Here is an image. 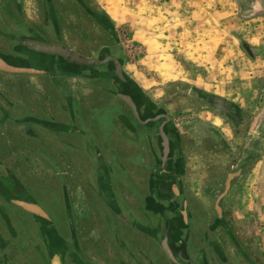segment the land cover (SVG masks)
Returning a JSON list of instances; mask_svg holds the SVG:
<instances>
[{"label":"flooded vegetation","instance_id":"1","mask_svg":"<svg viewBox=\"0 0 264 264\" xmlns=\"http://www.w3.org/2000/svg\"><path fill=\"white\" fill-rule=\"evenodd\" d=\"M65 1L31 0L25 12L22 0H0V59L23 70L0 69V132L37 142L29 153L52 148L54 156L80 162L79 179L69 186L56 168L51 184L19 180L0 158V264H16L14 255L27 248L25 264H264L254 227L244 236L233 222V187L257 155L245 136L232 142L239 108L193 88L188 95L201 112L221 116L232 135L200 115L183 127L168 101L128 72L105 13L90 0ZM23 81L36 100L26 101ZM46 86L59 95L55 104ZM81 93L108 114L95 133L79 128L86 117ZM209 140L228 147L217 154L224 165L195 191L188 150ZM85 202L99 208L91 219L104 223L99 234L87 222L79 229L78 218L88 221L79 211Z\"/></svg>","mask_w":264,"mask_h":264},{"label":"rangeland","instance_id":"2","mask_svg":"<svg viewBox=\"0 0 264 264\" xmlns=\"http://www.w3.org/2000/svg\"><path fill=\"white\" fill-rule=\"evenodd\" d=\"M30 1L23 0L25 12L29 8ZM261 1L90 0L89 2L101 9L114 27L128 72L154 98L168 101L167 107L174 109L177 122L186 127L187 122L197 120L200 116L209 117L218 123V130L221 132L223 129L222 133L230 139L232 133L230 135V129L224 124L226 121L223 120L224 123L221 124V116L205 110L201 112L199 105L188 93L192 94L193 88H198L221 96L220 98L227 102L239 103L248 118L256 116L251 112L253 110L257 112L252 105L257 106L258 103L264 102V91L261 90V86L264 90V77L260 82L253 77V72L254 74L256 70L258 74L264 72V58L260 62L257 60L260 64L258 67L252 60L256 56L257 59L258 56H262L264 43L252 47L250 40L256 36H262L260 40H264V11H256ZM69 4L71 3L68 0L65 1V6H71ZM7 79L9 82L16 81L15 77H7ZM258 83H260V92H257ZM5 85L11 84L6 82ZM21 85L24 86L22 89L26 101L37 99L32 97L33 94L27 89L24 81ZM45 91L51 96L48 100L50 104L60 100L52 86H46ZM13 93L16 97L22 94L19 91ZM85 94L87 93H81L80 99L86 117L79 128L95 133L96 122L106 119L108 114L102 115V110L92 108L93 102L87 101ZM234 141L236 143V140L232 142ZM29 144L37 147V142L28 141L21 136L12 138L5 132H0V147L3 149L0 158L7 167L10 166L16 171L19 180L51 184L56 181L55 168L66 173V182L69 186L74 185L79 179L80 162L75 157L54 156L57 152L52 148L45 149L38 156L25 150ZM203 149L210 152L205 153ZM227 149L226 146L214 147L213 142L209 140L202 141L192 150H188L192 159L191 167L194 172L192 180L195 182V191L199 180L209 179L215 170H219L224 165L221 161L223 157L220 158L218 155L227 152ZM106 157L110 160L108 155ZM74 201L77 203L78 200L74 199ZM85 204L86 210H84ZM82 205L84 207L79 211L82 213L84 211L88 221L82 223L85 216L82 219L78 218L79 229L87 222L91 224L92 231L99 234L103 230L104 223L91 220L99 215V208L96 205L90 206L87 202L79 204V207ZM240 208L241 206L237 204L233 206V222L238 232L247 236L253 226L250 220L256 216V213L249 211L246 215L242 213L240 215L238 212ZM238 216H245L244 220L242 219L245 225L240 223L241 219ZM30 254L27 248L20 255H14L13 262L25 264L24 261L29 259L27 257ZM259 255L262 256L261 253Z\"/></svg>","mask_w":264,"mask_h":264},{"label":"crops","instance_id":"3","mask_svg":"<svg viewBox=\"0 0 264 264\" xmlns=\"http://www.w3.org/2000/svg\"><path fill=\"white\" fill-rule=\"evenodd\" d=\"M256 11H264L263 0L261 1V4L258 5V9ZM260 39H262V36L252 38V40H250L252 47L259 45L260 43H264V40L262 41ZM256 57L253 58L252 62L254 61L258 67L260 64L257 63V60L260 62V60L264 58V53H262V56H258V59ZM256 71L255 74L253 72V77H256L260 81V79L264 77V72L258 74ZM261 90L264 91L262 86ZM257 92H260V83H258ZM229 103H233L237 108H239L242 115L241 122L238 126V137L235 138L236 142L243 140V136H245L247 141H254V146L256 145L257 148L256 158H254L251 165L246 171H244V174H242L236 182L233 190L236 200L234 205L237 204L238 206H241L238 211L240 212V215H246L249 211H255L256 213V216L252 218L253 220H250L254 227V231H251V234L255 235V245L258 253L262 254V260L264 262V102L262 104L258 103L257 106L252 105L253 108H256L257 112H254V110L251 111L252 114L255 113L256 116H251L250 118L245 116L246 113L239 103ZM229 132L231 135V130H229ZM238 198L240 199L237 201ZM238 212L236 211V214ZM238 218L241 219L240 223L245 225V221H243L245 216H238Z\"/></svg>","mask_w":264,"mask_h":264},{"label":"water","instance_id":"4","mask_svg":"<svg viewBox=\"0 0 264 264\" xmlns=\"http://www.w3.org/2000/svg\"><path fill=\"white\" fill-rule=\"evenodd\" d=\"M33 48L37 49V50H43V51H52V52H55V53H58V54H63V53H68L67 50H64L63 48H60V47H48V46H45V45H42V44H38V43H34L31 45ZM76 59H78L76 57ZM0 69L1 70H6V71H10V72H19V71H23L22 69L20 68H14L10 65H8L6 62L4 61H1L0 59Z\"/></svg>","mask_w":264,"mask_h":264}]
</instances>
